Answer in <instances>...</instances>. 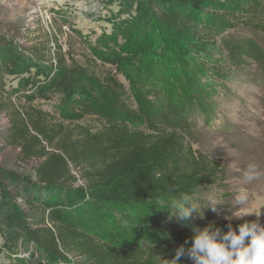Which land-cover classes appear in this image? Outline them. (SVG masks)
Segmentation results:
<instances>
[{
    "label": "trees",
    "instance_id": "obj_1",
    "mask_svg": "<svg viewBox=\"0 0 264 264\" xmlns=\"http://www.w3.org/2000/svg\"><path fill=\"white\" fill-rule=\"evenodd\" d=\"M141 5L135 30L151 28L147 34L153 32L156 50L178 51L183 44V52L199 55L195 64L212 74L218 68L204 61L219 50L211 25H240L264 43V0H143ZM13 34L0 30V114L8 125L0 151L14 148L18 162L36 164L32 176L0 166V231L30 264H168L186 239L185 248L190 247L192 227L212 225L223 233L229 225L236 230L253 221L213 219L195 200L197 192L222 182L223 171L219 162L192 147L181 120L146 132L118 118L127 93L119 79L123 73L110 61L116 59L115 49L124 47L113 34L79 39V51L71 45L64 50L55 32L44 39L31 35L24 43L16 41L24 34ZM5 62L13 70L45 75L36 96L46 109L19 103L6 91ZM175 70L189 86L195 83L192 71ZM63 105L71 119L62 115ZM86 118L96 126L79 123ZM184 193L197 211L178 221L167 204ZM88 203L149 209L143 219L125 213L129 221L122 225L131 224L139 237L116 242L65 222L85 217ZM61 206L65 211L59 220L53 210ZM179 264L192 261L185 255Z\"/></svg>",
    "mask_w": 264,
    "mask_h": 264
},
{
    "label": "rangeland",
    "instance_id": "obj_2",
    "mask_svg": "<svg viewBox=\"0 0 264 264\" xmlns=\"http://www.w3.org/2000/svg\"><path fill=\"white\" fill-rule=\"evenodd\" d=\"M122 1L124 6H120ZM142 1L0 0V30L9 36L14 35L13 31L24 34V38H16L18 43L29 39L32 35L29 31H33L32 36L40 33L41 39L55 32L64 50L71 45L78 51L82 46L79 39L94 41L100 35L113 34L124 47L115 49L116 59L110 61L123 73L119 79L127 93L119 105L118 118L146 132L181 120L180 127L185 124L183 130L192 147L219 162L223 171L222 182L197 192L195 200L203 206L207 196L215 195L221 202L215 206L216 210L203 207L213 219H250L264 226V175L251 184L242 181V169L249 162L257 163L264 172L263 41L240 25H211L219 50H213L204 61L218 68L212 74L195 64L193 60L199 59V55L191 52L188 56L183 52V44L177 46L182 49L178 51L156 50L152 44L153 32L147 34L151 28H144L142 33L135 30V21L143 10ZM180 67L185 73L192 71L196 80L193 85L189 86L190 81L175 70ZM13 69L9 62L4 63L2 84L6 91L19 103H33L46 109V103L36 96L45 83V75ZM61 110L64 117L71 119L66 105ZM89 122L96 126L91 118L79 123ZM7 127L5 117L0 114V147ZM35 164L33 160L18 162L14 148L0 151V166L21 175L32 176ZM240 190L249 197L244 208L233 205L234 195ZM83 208L88 211L85 217H68L65 222L71 226L85 225L102 239L118 242L139 237L131 224L122 225L129 221L125 213L143 219L149 206L127 209L122 205L101 207L88 203ZM238 210L259 216L253 213L236 218L234 213ZM53 211L61 220L65 208L61 206ZM27 257L26 253L19 254L14 243L0 231V264H30Z\"/></svg>",
    "mask_w": 264,
    "mask_h": 264
},
{
    "label": "clouds",
    "instance_id": "obj_3",
    "mask_svg": "<svg viewBox=\"0 0 264 264\" xmlns=\"http://www.w3.org/2000/svg\"><path fill=\"white\" fill-rule=\"evenodd\" d=\"M262 175L264 172L255 162L247 163L242 169V181L246 184L257 181ZM248 202L249 197L245 191L240 190L234 195L233 205H243L241 208H244ZM220 203L218 197L209 195L201 207H211L215 211V206ZM167 205L178 221L187 220L193 211H197L192 197L186 193L172 199ZM253 213L255 212L238 210L234 216L240 218ZM191 231L193 235L190 247L185 248L189 244L186 239L184 244L175 249L174 257L167 260L168 264H179L180 258L185 255L192 264H264V226L257 221L239 224L236 230L229 225L228 230L223 233L212 225L192 227Z\"/></svg>",
    "mask_w": 264,
    "mask_h": 264
}]
</instances>
